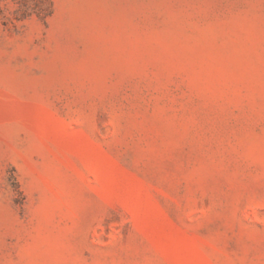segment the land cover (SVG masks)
<instances>
[{
	"label": "rangeland",
	"instance_id": "rangeland-1",
	"mask_svg": "<svg viewBox=\"0 0 264 264\" xmlns=\"http://www.w3.org/2000/svg\"><path fill=\"white\" fill-rule=\"evenodd\" d=\"M0 264H264V0H0Z\"/></svg>",
	"mask_w": 264,
	"mask_h": 264
}]
</instances>
